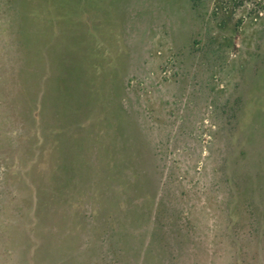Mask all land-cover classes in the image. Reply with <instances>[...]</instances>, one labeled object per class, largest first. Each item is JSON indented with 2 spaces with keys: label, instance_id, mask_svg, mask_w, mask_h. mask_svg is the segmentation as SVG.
Masks as SVG:
<instances>
[{
  "label": "rangeland",
  "instance_id": "374dc122",
  "mask_svg": "<svg viewBox=\"0 0 264 264\" xmlns=\"http://www.w3.org/2000/svg\"><path fill=\"white\" fill-rule=\"evenodd\" d=\"M234 1L0 0V264H264V0Z\"/></svg>",
  "mask_w": 264,
  "mask_h": 264
},
{
  "label": "trees",
  "instance_id": "16d2710c",
  "mask_svg": "<svg viewBox=\"0 0 264 264\" xmlns=\"http://www.w3.org/2000/svg\"><path fill=\"white\" fill-rule=\"evenodd\" d=\"M224 1H227V0H217V2H219V3H222V2H224ZM228 1H230V0H228ZM238 1H239V2H238ZM234 2H235L238 6H241V7L244 6L246 3H251V4L254 3L252 0H235ZM217 9H218V7H217ZM222 20H223V21H226L227 18L223 16Z\"/></svg>",
  "mask_w": 264,
  "mask_h": 264
}]
</instances>
